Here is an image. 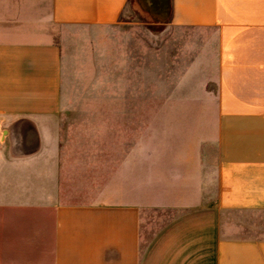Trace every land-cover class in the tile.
Instances as JSON below:
<instances>
[{
  "label": "crops",
  "instance_id": "obj_1",
  "mask_svg": "<svg viewBox=\"0 0 264 264\" xmlns=\"http://www.w3.org/2000/svg\"><path fill=\"white\" fill-rule=\"evenodd\" d=\"M130 2L50 0L47 18L17 17L12 5L0 12L4 200L14 199L23 170L34 161L43 168L49 159L45 147L54 142L45 125L66 100L69 41L121 28ZM137 2L155 25L212 37L218 89L213 134L198 135L186 158L193 181L185 170L167 168L162 176L156 167L147 195L136 186L131 193L107 190L62 203L54 193L47 199L54 207L47 220L53 264H264L263 236L230 233L237 226L234 214H264V0ZM60 26L65 29L55 36ZM180 157L174 153L173 161ZM158 211L175 215L142 247L145 216Z\"/></svg>",
  "mask_w": 264,
  "mask_h": 264
},
{
  "label": "rangeland",
  "instance_id": "obj_2",
  "mask_svg": "<svg viewBox=\"0 0 264 264\" xmlns=\"http://www.w3.org/2000/svg\"><path fill=\"white\" fill-rule=\"evenodd\" d=\"M137 1L126 8L127 24L121 28L69 41L66 100L45 125L54 142L45 147L49 159L43 168L34 161L23 170L13 200H4L6 189L0 188V264H53L47 220L54 207L47 199L54 193L61 194L62 203L107 190L131 193L136 186L147 195L149 172L156 167L162 176L176 167L195 179L186 158L198 135L213 134L217 113L212 37L155 25ZM10 5L17 17L47 18L50 0H0V12ZM20 5L27 8L17 11ZM55 29L57 36L65 26ZM174 153L180 159L173 161ZM173 215L145 216L142 247ZM233 216L232 235L264 237V214Z\"/></svg>",
  "mask_w": 264,
  "mask_h": 264
}]
</instances>
